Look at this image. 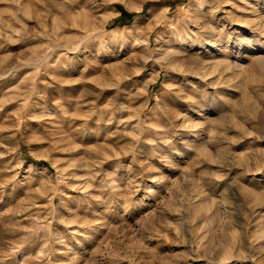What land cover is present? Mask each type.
<instances>
[{
  "label": "rangeland",
  "instance_id": "1",
  "mask_svg": "<svg viewBox=\"0 0 264 264\" xmlns=\"http://www.w3.org/2000/svg\"><path fill=\"white\" fill-rule=\"evenodd\" d=\"M0 264H264V0H0Z\"/></svg>",
  "mask_w": 264,
  "mask_h": 264
},
{
  "label": "bare ground",
  "instance_id": "2",
  "mask_svg": "<svg viewBox=\"0 0 264 264\" xmlns=\"http://www.w3.org/2000/svg\"><path fill=\"white\" fill-rule=\"evenodd\" d=\"M214 47H216V44H215V41H210L209 42V48H211V49H213ZM171 64H174V62L173 61H169Z\"/></svg>",
  "mask_w": 264,
  "mask_h": 264
}]
</instances>
